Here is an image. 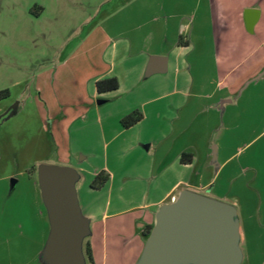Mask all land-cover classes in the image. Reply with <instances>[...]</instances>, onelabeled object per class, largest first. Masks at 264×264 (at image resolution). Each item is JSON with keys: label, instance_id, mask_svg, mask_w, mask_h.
<instances>
[{"label": "crops", "instance_id": "1", "mask_svg": "<svg viewBox=\"0 0 264 264\" xmlns=\"http://www.w3.org/2000/svg\"><path fill=\"white\" fill-rule=\"evenodd\" d=\"M109 4V12L82 30L68 54L34 74L32 86L39 91L42 117L51 125L44 123L42 129L50 133L58 158L78 172L77 198L88 221L94 258L97 238L110 233L114 254L124 250L125 264H136L148 237L146 228L154 225L159 208L183 189H209L219 178L230 184L225 197L238 207L243 219L240 243H246L244 221H264V202L253 209L250 198L231 192L238 181L243 190L257 188L259 171L252 163L234 165L233 156L243 148L227 154L219 144L214 163L211 145L220 114L225 130L232 123L233 113L229 120L226 115L229 106L240 104L234 96L255 80L264 82V0ZM153 56L167 57V70L146 76ZM159 59L154 65L164 66ZM112 76L119 87L98 92L97 81ZM100 99L104 102L98 103ZM20 109L18 103L9 115L10 108L0 107V121ZM135 110L143 118L123 126L122 119ZM263 132L264 128L252 141ZM184 152L192 153L191 162L182 160ZM79 154L82 158L76 160ZM101 154L102 164L91 175L94 179L104 170L109 179L95 186L93 179H81L83 163ZM249 172L255 174L249 177ZM13 175L6 172L1 177ZM122 236L127 238L123 250Z\"/></svg>", "mask_w": 264, "mask_h": 264}, {"label": "rangeland", "instance_id": "2", "mask_svg": "<svg viewBox=\"0 0 264 264\" xmlns=\"http://www.w3.org/2000/svg\"><path fill=\"white\" fill-rule=\"evenodd\" d=\"M109 3L110 0H0V91L8 89L10 92L0 101V107L9 109L17 103L21 106L18 113L0 121V264H60L51 258L52 226L39 174L34 169L38 170L43 163L72 165L58 158L50 133L42 129L44 123L51 125L42 117L44 110L40 106L39 91L32 88L36 81L34 74L38 75L58 62L61 55L68 54L82 30L86 31L92 20L102 19L109 12ZM259 82L255 80L243 93L234 96V100L240 99V104L229 106L226 118L229 120L231 112L233 116L226 130L220 114L211 145V151L217 148V155L219 144L227 154L243 148L233 156L234 165L238 161L255 164L260 176L258 184H254L257 188L243 190L238 181L231 192L237 193L239 198H250L253 209L264 202V132L252 141L264 128V82ZM239 113L242 115L236 118ZM81 156L79 154L76 160ZM103 159L101 154L86 160L83 163L86 171L81 179L92 180L91 173L99 170ZM6 172H14V175L3 179L1 174ZM249 174L251 177L255 173ZM205 176L207 178V173ZM12 178L18 181L14 187L11 186ZM229 185L219 178L211 188L198 192L229 202L225 197L230 193ZM238 218L243 223V219ZM244 222L247 240L240 243L241 264H261L264 260V221ZM112 238L110 233L97 238V259L93 255L92 263L86 249L90 236L85 234L81 241L83 257L77 264H125L127 253L123 249L127 238L120 237L119 248L123 252L117 255Z\"/></svg>", "mask_w": 264, "mask_h": 264}, {"label": "water", "instance_id": "3", "mask_svg": "<svg viewBox=\"0 0 264 264\" xmlns=\"http://www.w3.org/2000/svg\"><path fill=\"white\" fill-rule=\"evenodd\" d=\"M157 59L164 66H155ZM166 62L167 57L153 56L146 76L165 72ZM17 106L18 103L10 108L9 115L14 114ZM212 155L217 163L216 147ZM38 174L52 226L51 258L60 264H77L83 257L82 238L89 234L75 187L78 172L70 166L43 163ZM16 183L17 179L12 178L11 186ZM240 239V221L234 204L183 189L174 201L163 204L157 211L136 264H241Z\"/></svg>", "mask_w": 264, "mask_h": 264}, {"label": "trees", "instance_id": "4", "mask_svg": "<svg viewBox=\"0 0 264 264\" xmlns=\"http://www.w3.org/2000/svg\"><path fill=\"white\" fill-rule=\"evenodd\" d=\"M97 85V90L98 92L102 93V92H108V91H113L116 90L119 87V80L117 77L112 76V77H106L103 79H100L97 81L96 83ZM10 94L9 90H2L0 91V100L5 99L6 97H8ZM143 118V114L141 111L139 110H135L133 112H131L130 114L126 115L123 119H122V124L125 127H130L134 124H136L138 121H140ZM193 159V155L192 153H187L184 152L182 154V160L184 162H191ZM109 179V174L106 171H101L100 173H98V175L96 176L93 184L95 186H102L103 184H105ZM153 228V225H148L146 228V235L149 236L151 229ZM87 254L90 258V260L93 261V253H92V248L90 245V242L87 243Z\"/></svg>", "mask_w": 264, "mask_h": 264}, {"label": "built area", "instance_id": "5", "mask_svg": "<svg viewBox=\"0 0 264 264\" xmlns=\"http://www.w3.org/2000/svg\"><path fill=\"white\" fill-rule=\"evenodd\" d=\"M175 199H176V198H175V197H173V198H172V201H174Z\"/></svg>", "mask_w": 264, "mask_h": 264}]
</instances>
